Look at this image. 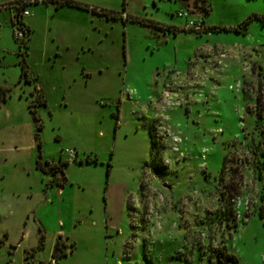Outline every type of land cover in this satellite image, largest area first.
Returning a JSON list of instances; mask_svg holds the SVG:
<instances>
[{
    "label": "rangeland",
    "instance_id": "374dc122",
    "mask_svg": "<svg viewBox=\"0 0 264 264\" xmlns=\"http://www.w3.org/2000/svg\"><path fill=\"white\" fill-rule=\"evenodd\" d=\"M13 1L0 0V264H55L56 231L74 244L56 264H207L222 247L237 264H264V0H204L202 15L194 0L40 2L21 17L25 45ZM191 17L250 21L203 33L185 28ZM22 61L47 100L34 108L40 126ZM65 149L98 164L69 161ZM60 159L62 195L36 168ZM224 188L232 204L220 203Z\"/></svg>",
    "mask_w": 264,
    "mask_h": 264
},
{
    "label": "trees",
    "instance_id": "16d2710c",
    "mask_svg": "<svg viewBox=\"0 0 264 264\" xmlns=\"http://www.w3.org/2000/svg\"><path fill=\"white\" fill-rule=\"evenodd\" d=\"M41 2L45 3V4L54 3L56 7L68 6V7H77V8L88 9V7H84V6L82 7V5H80L76 2L70 1V0H41ZM26 6L27 5L23 3V0H14L12 2V4L9 6L12 8H16V13H14L12 15V19H11L12 24L11 25L13 27L16 26L18 29H20L22 31L23 38H21L19 40V42H22L24 45H25V42L22 41V39L23 40L27 39L28 34H29V28L22 23L20 13L22 12L23 9L26 8ZM191 10L194 11L193 12L194 14L202 15V14H206L208 12L209 8H208V5L206 4V2L204 0H194L193 1V8ZM90 11L92 13H95L94 9H91ZM98 13H99L98 15H103L106 19L119 18L117 16L118 14L114 13V12L99 11ZM128 18H129L128 19L129 21L137 22L141 25L150 26L151 28H154V29H156L162 33L167 32V31H171L172 34L175 35L178 31H180V30L175 29L173 27L165 26V25H162V24L157 23V22H153V21H149V20H145V19H137V18H133L130 16ZM255 18L259 19L260 21H264L263 18H257V17H255ZM121 20L123 22L127 21L126 19L125 20L121 19ZM200 21L203 24V19H201ZM249 21H250V19L244 21L239 26L231 27V28L215 27V26L204 27L203 26V30L201 32H203V33H217V32H221V31H226V32L231 31V32L238 33L241 29L245 30L246 25ZM181 31H183V29H181ZM16 40H18V39H16ZM21 76L25 77V79L27 81L32 82L34 85L33 94L35 96V99L31 102L30 112H31V115H32L34 122H36L37 125H39L40 122H39L38 117L36 116L34 108L36 106H43V107L46 106V101L43 98L42 90L38 86L37 77L33 76L32 74L29 73L24 62L22 63V66H21ZM7 93H8V89L0 87V103L5 101V99L7 97ZM256 102H259L258 97L256 98ZM259 116L260 115L257 114V117H259ZM152 133H153V130L149 129V136L151 139V149H154L155 145L152 141V139H153ZM34 140L36 143V148L38 150V158H39L41 142L39 141L37 134H35ZM74 162L78 163V164H83V163L93 164V165L98 164V160L96 159L95 156H93V157L85 156V158L82 161H78V162L74 161ZM66 165H67V161H62L61 159L55 163L54 162H51V163L48 162L47 168L41 167L39 162L38 161L36 162V168L37 169L41 170L44 173H51L52 174V178L49 182V185H55L59 188L63 187L67 182L66 177L63 173V169L65 168ZM106 167H107L106 175H108V169L110 168V165L107 164ZM56 173H59L60 176H56ZM229 189L224 188L223 190L220 191L219 201L221 204L228 205L229 204L228 202H230V204H232L234 202V199L236 197V193H232ZM263 216H264V210L261 207L259 217L263 218ZM38 232L40 234L38 247L41 248L43 246V232L40 228H38ZM73 246H74L73 243H71L69 246L65 245L62 238L60 236H57L55 239V243L53 246L52 253H51V259L54 262H56L60 258L65 257L67 255V253L72 251ZM67 248H68V251L66 252ZM29 253L30 252L27 253L26 259H28ZM207 264H237V260L231 253H228L225 250V248L222 247V248L217 249V250H211Z\"/></svg>",
    "mask_w": 264,
    "mask_h": 264
},
{
    "label": "built area",
    "instance_id": "2783aa9c",
    "mask_svg": "<svg viewBox=\"0 0 264 264\" xmlns=\"http://www.w3.org/2000/svg\"><path fill=\"white\" fill-rule=\"evenodd\" d=\"M41 0H23V3L26 4L27 6L30 4H35V3H40ZM21 17L23 16H27L28 12L23 9L22 12L20 13ZM189 16L188 14V10L185 12H183L182 14L179 13V16ZM203 24L201 23V21H199L196 17H191L190 20H188L187 24H186V29H194V30H203ZM13 35L14 38L20 40L21 38H23V33L20 29H18L16 26L13 27ZM64 153L66 154V157L69 161H75L77 154L76 152H74L71 149H65Z\"/></svg>",
    "mask_w": 264,
    "mask_h": 264
},
{
    "label": "crops",
    "instance_id": "0c3cea01",
    "mask_svg": "<svg viewBox=\"0 0 264 264\" xmlns=\"http://www.w3.org/2000/svg\"><path fill=\"white\" fill-rule=\"evenodd\" d=\"M10 5H8V7H9ZM11 19H12V16H11ZM202 18H200V20H201ZM24 24V23H23ZM25 26H27V25H25ZM42 94H43V92H42ZM44 98V97H43ZM45 101H47V100H45ZM76 154H77V157H76V159H75V161L76 162H78V161H82L83 159H81L79 156H78V153L76 152ZM89 157H93V156H89ZM62 161H66V160H62ZM51 162H54L55 163V161L54 160H52V161H50L49 163H51ZM75 163V162H74ZM83 164H85V163H83ZM51 186L53 187V186H55V185H49V187H47V189L49 190V189H51ZM57 187V186H56ZM46 189V190H47ZM47 190V191H48ZM51 194V193H50ZM57 194H60V195H62L63 194V187H61V188H59V187H57ZM57 233L56 234H58L57 236H60L61 238H62V240H63V242H64V244L66 245V241H68V239L67 238H65V237H63L62 236V234H61V232L60 231H56ZM56 236V237H57ZM56 239V238H55ZM54 243H55V240H54V242L52 241L51 242V245H50V249H49V253H50V257H51V253H52V250H53V246H54ZM74 247V246H73ZM72 252V251H71ZM71 252H69V253H67V254H70ZM67 256V255H66ZM50 262H54L52 259H50ZM57 262V261H56ZM56 262H54L55 264H56Z\"/></svg>",
    "mask_w": 264,
    "mask_h": 264
}]
</instances>
